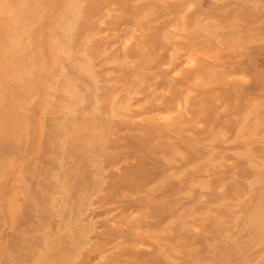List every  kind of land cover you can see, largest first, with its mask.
<instances>
[{
    "label": "rangeland",
    "instance_id": "1",
    "mask_svg": "<svg viewBox=\"0 0 264 264\" xmlns=\"http://www.w3.org/2000/svg\"><path fill=\"white\" fill-rule=\"evenodd\" d=\"M0 264H264V0H0Z\"/></svg>",
    "mask_w": 264,
    "mask_h": 264
}]
</instances>
